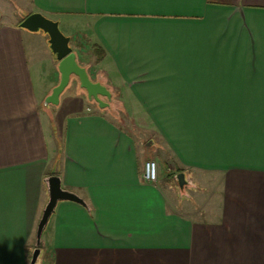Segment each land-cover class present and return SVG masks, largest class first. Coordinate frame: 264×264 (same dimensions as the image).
Returning <instances> with one entry per match:
<instances>
[{"label": "crops", "instance_id": "crops-1", "mask_svg": "<svg viewBox=\"0 0 264 264\" xmlns=\"http://www.w3.org/2000/svg\"><path fill=\"white\" fill-rule=\"evenodd\" d=\"M33 12L71 29L108 106L75 75L45 104L61 72ZM123 109L194 201L144 178L164 151ZM52 175L85 203L58 201L42 264H264V0H0V264H30Z\"/></svg>", "mask_w": 264, "mask_h": 264}, {"label": "water", "instance_id": "water-1", "mask_svg": "<svg viewBox=\"0 0 264 264\" xmlns=\"http://www.w3.org/2000/svg\"><path fill=\"white\" fill-rule=\"evenodd\" d=\"M21 27L31 31L43 30L49 35V43L53 53L59 60V70L61 72L60 82L53 88L52 93L45 99V104H59L60 95L69 85L73 75L79 80L80 86L87 91L88 98L95 101L100 107H106L110 103L104 100L107 97L112 99L109 88L100 81L90 78L86 67L82 66L77 60V54L70 45L71 37L63 33L59 26V21L51 19L41 12H33L27 15L20 23ZM187 173L180 171L176 175V180L181 188L188 183ZM49 200L43 209L41 218L36 229V247L32 253L30 264H36L41 252L42 234L59 200L68 199L85 203L84 199L69 189L62 186L59 175H52L48 178Z\"/></svg>", "mask_w": 264, "mask_h": 264}, {"label": "rangeland", "instance_id": "rangeland-1", "mask_svg": "<svg viewBox=\"0 0 264 264\" xmlns=\"http://www.w3.org/2000/svg\"><path fill=\"white\" fill-rule=\"evenodd\" d=\"M60 28L63 31V33L70 36L71 29H68L67 27H65L64 24L60 25ZM71 41H74L73 37ZM105 99L107 100L106 97ZM90 103H93L95 106L98 105L95 101H90ZM49 107H53V104L49 105ZM118 114L122 116V118L124 119L123 122L126 123L127 127L133 130L134 135L142 137V140L144 143L142 149L146 155L152 154L153 156H156L157 154H159V152L164 151L163 157L161 159L155 158L154 160H156L157 165H158L157 180L163 179L161 180V183L163 184L165 192H167L169 196H172V193L174 192L177 193L178 199H180L181 201H183V199L185 201L186 200L191 201V202L194 201L195 191H197L199 188L198 184H196V186L187 184L184 188H181L179 186L176 180L178 168H175V169L173 168L172 170L168 169L172 165H170L171 162L167 160L169 159L167 157L168 156L167 153H165L167 151L160 148V145H159V142L157 141L156 136L152 135V133L150 132H147V128L145 126H142V125L139 126L138 115L135 117V115L131 114V111L126 110V109H123ZM166 163L168 167H166ZM168 172L170 173L169 175H168ZM213 188H214V184L211 186V189H209V191L212 192ZM42 241H41V249H42V246H44L42 244ZM42 259H43V256L39 254L36 264H42Z\"/></svg>", "mask_w": 264, "mask_h": 264}, {"label": "built area", "instance_id": "built-area-1", "mask_svg": "<svg viewBox=\"0 0 264 264\" xmlns=\"http://www.w3.org/2000/svg\"><path fill=\"white\" fill-rule=\"evenodd\" d=\"M145 171H144V178L147 181L154 182L157 180L158 177V165L156 160L148 159L145 162Z\"/></svg>", "mask_w": 264, "mask_h": 264}, {"label": "trees", "instance_id": "trees-1", "mask_svg": "<svg viewBox=\"0 0 264 264\" xmlns=\"http://www.w3.org/2000/svg\"><path fill=\"white\" fill-rule=\"evenodd\" d=\"M105 53H106V51L104 50L103 47H101L100 45H94V54H95L97 60L103 59V57L105 56ZM166 167H168L167 163H166ZM180 171H183V170L178 168L177 173H179Z\"/></svg>", "mask_w": 264, "mask_h": 264}]
</instances>
